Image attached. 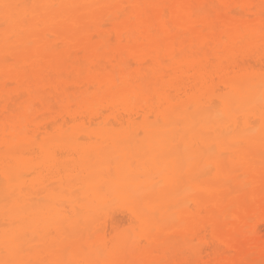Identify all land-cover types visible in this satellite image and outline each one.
I'll return each instance as SVG.
<instances>
[{
    "label": "bare ground",
    "instance_id": "6f19581e",
    "mask_svg": "<svg viewBox=\"0 0 264 264\" xmlns=\"http://www.w3.org/2000/svg\"><path fill=\"white\" fill-rule=\"evenodd\" d=\"M0 264H264V0H0Z\"/></svg>",
    "mask_w": 264,
    "mask_h": 264
},
{
    "label": "rangeland",
    "instance_id": "374dc122",
    "mask_svg": "<svg viewBox=\"0 0 264 264\" xmlns=\"http://www.w3.org/2000/svg\"><path fill=\"white\" fill-rule=\"evenodd\" d=\"M32 175L31 174H28L27 175V178H30ZM44 178H46V176L44 177ZM43 178V185H45V184H50V186H53L54 184L52 183V180L51 179H48L47 181H46V179H44ZM44 189H40L39 190V193L37 194V196H39L40 198H42L43 197V195H44ZM2 227H5V225H2Z\"/></svg>",
    "mask_w": 264,
    "mask_h": 264
},
{
    "label": "snow or ice",
    "instance_id": "6c2138e0",
    "mask_svg": "<svg viewBox=\"0 0 264 264\" xmlns=\"http://www.w3.org/2000/svg\"><path fill=\"white\" fill-rule=\"evenodd\" d=\"M4 7L6 8V7H8V5H4Z\"/></svg>",
    "mask_w": 264,
    "mask_h": 264
}]
</instances>
